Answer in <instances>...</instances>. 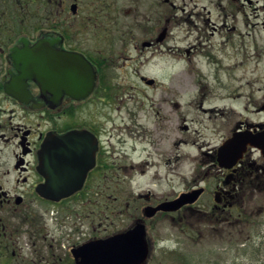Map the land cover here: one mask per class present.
Listing matches in <instances>:
<instances>
[{
    "label": "flooded vegetation",
    "instance_id": "obj_1",
    "mask_svg": "<svg viewBox=\"0 0 264 264\" xmlns=\"http://www.w3.org/2000/svg\"><path fill=\"white\" fill-rule=\"evenodd\" d=\"M121 1L0 0L1 253L11 247V256H16L19 229L10 219L20 218V210L28 214L32 209L45 208L72 217L55 218L56 226L49 230L44 224L38 226L44 233L35 230L32 234V244L37 246L32 264H96L92 254L98 253L87 247L133 230L145 232L141 239L146 255L138 264H167L170 259L175 261L176 251L167 250L160 244L161 236L154 234L164 223L179 224L184 233L190 227L191 233L201 236H205L202 228L206 227L223 239L228 235L227 227L250 220L246 204L249 192L264 191V156L258 149L247 146L228 166L218 161L220 146L234 134L264 131V101L251 111L256 118L251 119L247 112L219 146L200 153L190 179L178 174L180 181L162 191L142 192L132 186L131 178L140 162L131 159L136 152L135 144L128 140L133 130L127 126L118 129L116 124L114 114L120 107L114 102L118 95L110 84L108 55L121 32L132 38L130 31L135 30L131 25L124 29L110 25L117 14L125 12ZM126 1L146 4L147 15L160 12L151 0ZM163 1L168 4V0ZM257 2L264 17V0ZM164 24L140 26L148 35L140 42V50H157L163 45L168 20ZM134 46L139 49L138 43ZM255 52L261 60L258 47ZM83 62L90 64L95 76L92 90L85 96L81 92L89 87L88 74L72 82L73 69L83 74ZM126 113L130 121L136 120L129 109ZM161 121L157 120L155 130L163 134ZM126 131L128 137H123ZM65 134L70 136L55 137ZM155 151L161 157L162 152ZM142 160L146 167L150 165L148 158ZM128 170L132 172L129 175L125 174ZM145 171L140 170V174ZM48 172L74 177L69 178V184L81 186L58 201L48 199L41 194L46 192L44 173ZM121 175L128 176V182ZM57 183L62 181L54 180V187L47 191H56ZM122 216L128 222L119 228ZM136 233L133 237L139 238ZM117 246L119 250L122 242ZM19 264H25L24 260Z\"/></svg>",
    "mask_w": 264,
    "mask_h": 264
},
{
    "label": "rangeland",
    "instance_id": "obj_2",
    "mask_svg": "<svg viewBox=\"0 0 264 264\" xmlns=\"http://www.w3.org/2000/svg\"><path fill=\"white\" fill-rule=\"evenodd\" d=\"M257 1L168 0L166 4L151 0L160 12L148 15L146 4L121 1L125 12L117 14L110 25L112 29L131 25L135 30H129L132 38L121 32L108 50L110 84L117 88L114 102L120 110L114 116L118 129L127 126L133 130L128 140L135 144L136 152L131 159L140 162L131 178L135 189L162 191L180 181L178 174L190 179L202 151L211 152L219 146L247 112L251 119L257 117L251 111L264 101V17ZM206 18L209 21L205 22ZM166 20L168 35L163 45L157 50H140V42L148 39L140 26L160 27ZM141 77L153 83L147 84ZM128 109L136 120H129ZM157 120H162L163 134L155 130ZM122 136L128 137V133ZM155 148L162 152L161 157ZM145 158L148 167L141 162ZM140 170L146 171L140 174ZM131 173L128 170L125 174ZM127 177L121 175L122 179ZM246 201L250 220L227 227L228 235L223 239L206 227L202 228L205 236H201L191 233L190 227L184 233L183 226L164 223L154 234L161 236L160 244L167 250L177 252L175 261L170 259L167 264H264V191L249 192ZM20 211V218L10 219L19 229L16 256H11V247L0 251V264H19L21 260L32 264L37 248L32 244V234L35 230L44 233L38 226L44 224L49 230L57 219L72 217L45 208L32 209L28 214ZM121 218L124 220L117 227L124 228L128 221L125 216ZM41 246L43 249L42 242Z\"/></svg>",
    "mask_w": 264,
    "mask_h": 264
},
{
    "label": "water",
    "instance_id": "obj_3",
    "mask_svg": "<svg viewBox=\"0 0 264 264\" xmlns=\"http://www.w3.org/2000/svg\"><path fill=\"white\" fill-rule=\"evenodd\" d=\"M161 39L162 37L160 36L158 40ZM82 68H83V74L79 72L77 73L73 69L72 82L75 84L77 82V76L78 78H81L82 76L84 77V75L87 76L88 74L89 87L87 91L81 92L82 96H85L86 94H89L91 92L95 76L92 67L87 62H83ZM147 83L152 84L153 81L148 80ZM69 136H70L69 134H65L62 136H55V137L60 139H66ZM247 146L257 148L264 156V131L255 135L234 134L219 148L218 150V161L220 162L219 164L221 166H228L234 164L236 162V159L244 152ZM228 161H231L233 163H227ZM63 170H65V168ZM44 175L46 176V180H47L46 192H42L41 194L42 196L51 200L58 201L61 198L68 197L81 186V183L70 185L68 182L69 178H74V177L71 176L66 177L64 173H61V175H59L58 173L55 174L53 172H48V173H44ZM84 175L85 174H83V176ZM54 180L60 183L62 181L61 185L59 183L56 184L57 187L56 191L53 192L47 191L49 188L54 187ZM196 193L198 194V192ZM194 200L195 198L191 199L190 202H193ZM135 232H139L136 233L139 234V238L133 237ZM144 233L145 232L143 231L141 232V230L128 231L125 234L114 236L107 241L93 243L91 246L87 247L86 249H91L94 250L96 253H98V254H92V261H94V263L96 264L100 262H105L104 264H129L130 262H133V264H138L141 260H143V258L146 255L144 242L143 239H141ZM119 242H122L123 246H120V249L118 250L117 244H119Z\"/></svg>",
    "mask_w": 264,
    "mask_h": 264
},
{
    "label": "bare ground",
    "instance_id": "obj_4",
    "mask_svg": "<svg viewBox=\"0 0 264 264\" xmlns=\"http://www.w3.org/2000/svg\"><path fill=\"white\" fill-rule=\"evenodd\" d=\"M187 85H185V87H186ZM204 112H206V110H203Z\"/></svg>",
    "mask_w": 264,
    "mask_h": 264
}]
</instances>
